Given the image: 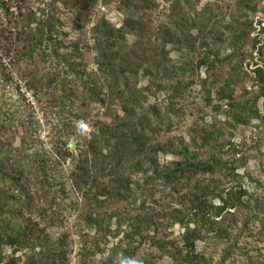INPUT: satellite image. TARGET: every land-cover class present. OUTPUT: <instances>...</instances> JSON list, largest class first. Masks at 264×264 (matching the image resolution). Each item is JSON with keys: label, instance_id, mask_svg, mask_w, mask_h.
Wrapping results in <instances>:
<instances>
[{"label": "rangeland", "instance_id": "rangeland-1", "mask_svg": "<svg viewBox=\"0 0 264 264\" xmlns=\"http://www.w3.org/2000/svg\"><path fill=\"white\" fill-rule=\"evenodd\" d=\"M69 1L24 0L19 15L16 0H12L13 6L10 7V11L14 16L7 15L3 9H0V141L5 145L3 150L7 149L10 155L13 151L7 143L13 139V147H18L24 142L22 151L18 152L20 155L18 153L13 155V159L15 165L18 162L23 166V171L26 170L25 175L30 179L32 191L38 187L39 177L35 167L30 163L40 159L41 154L50 163L51 190L56 194L58 190L61 194L59 189H62V185L65 186L67 195H57L53 205L61 223L46 227L53 238L66 237L69 249L67 263L79 264L83 247H88L91 251L88 259L93 264H100V260L108 256L109 248L115 243L129 241L131 248H136L134 252L136 257H146L151 264H178L171 256L159 250L158 246L162 242L179 246L185 227L179 223H171L168 212L173 207L179 211H183L185 207L178 203L180 193L175 192L162 180L147 186L140 179L141 174H137L133 175L132 181L140 179L138 189L124 194V199L118 198L113 202L106 200L101 205V213L117 212L120 217H128L137 206H134L133 198L138 204L148 197L144 205L148 212L147 218L152 220L141 228L139 236L129 235L126 239L122 231L117 233L115 217L110 222L111 232L107 234L85 225V222L78 218L79 211H88L89 208L82 195L83 192L73 191L75 188L69 179L73 163L68 160L57 164L53 155L58 140L53 124L59 113L58 108L52 105L54 85L47 87L46 81L53 72L60 69V66L55 65L53 54L49 55L53 42H43L31 57H20L23 43L19 33L22 24L29 20H33L31 26L36 27L38 21L46 23L47 20L52 19L53 28L64 33L58 38L68 46L67 49L61 50V53L69 54V61L84 65H77V70L80 72L84 69L85 73L91 75L88 79L90 86L97 91L101 88L100 97L105 100V104L102 105L98 101L88 99L83 84L78 81L79 78L68 75L69 84L76 89V97L67 100L65 110L73 108L81 115L80 119L69 117L76 125L69 138L70 150L77 155L79 148L91 141L90 132L77 130L78 121L89 119V123L88 121L86 123L90 131L95 130V121L98 119L114 123L113 102L120 103L122 98L119 99V94L121 92L122 96L123 91L126 100H136L135 122L138 126L145 127L150 137L158 138V141L174 139L176 142L189 144L191 149L194 148L191 144L192 138L200 142L202 136L216 137V140H211L205 146H197V150L193 149L204 159L215 153L230 162L234 161L235 153L232 149L235 147L237 149L235 159H239L237 172L241 175L244 187L254 193V197L250 199L245 212L239 211L231 219L230 239L221 240L213 237L210 240L215 234L209 232L208 236L204 234L208 243L206 240L199 241L197 248L211 258V264L219 261L225 246H230L231 249L223 264H251V262L264 264V224H262L264 202L260 212L254 206L255 198L260 202L264 201V96H259L256 109L248 123L234 125L230 116L231 103L251 99L258 91L256 90L258 87L252 85L250 77L256 64L264 67V48L261 49L264 41V0H254L259 4L255 13L247 9L248 6L245 7V0H217L220 6L219 13L217 12L219 16H213L205 23L196 25L192 23L190 17L199 15V9L205 7L207 2H215V0H145L143 2L132 0L134 6L128 10L121 4V0H104L107 11L98 15L93 9L88 21L83 19V27L80 29L77 28L75 21L78 9ZM202 15L208 17L207 12ZM127 16L133 17V21L139 23L136 26L141 28L137 35L127 33L125 36L126 44L133 45V50H137L138 60L130 67L131 71L125 73L127 74L125 78L119 79L117 86L111 91L109 84L114 85L116 79L113 78L114 81L109 79V82H106L105 75L109 76L110 69H107L105 74L99 70L94 39L91 38V26L88 23L92 18L97 20L104 17L114 27L119 28ZM249 21L252 22L250 29ZM207 23L210 30L205 32L202 28ZM161 26L169 27L171 32L175 27H181V32L191 37L192 43L180 49L171 48V44H166L164 48L169 52L162 54L158 48L160 39L157 41ZM237 32L241 34L239 40H233V44L231 41L238 34ZM203 39L210 43V49L214 52L211 54L215 61L211 72L215 75L226 74L227 67L236 64L242 55L247 57L245 62L247 65L244 64L243 71L239 72L238 76L234 77L233 83L225 87L221 93L217 92L220 85L212 84L210 80L205 86L202 85V80L207 76L205 67L199 64L201 56L207 53L199 44ZM254 43L255 48L252 47ZM48 44L50 46L46 48ZM75 44L80 46V51L73 49ZM182 69H185L184 73ZM23 70L26 72L23 73ZM28 73H34L36 76ZM213 74L211 78L216 77ZM117 111L122 117L120 108ZM220 144H224V147H219ZM173 159L172 154H158L160 165H165ZM146 167L147 165L144 166ZM207 180H210V177L199 174L197 177H192V183ZM134 186L135 183L132 184L133 188ZM34 200L37 204L38 201ZM165 210L168 211L167 215L164 214ZM254 214L255 216L257 214L259 219L255 218ZM29 215L30 213L25 211L23 217ZM32 217L38 220L34 210ZM130 223L132 222L127 218L121 228L128 229V233L132 232V227L129 229L128 226ZM158 242L160 243L157 244ZM98 247L100 249L102 247L104 251L99 252ZM11 251L9 246L2 249L0 264H7L11 259ZM24 252H16L13 257L21 259ZM38 259L37 256L35 260ZM22 261L16 264H23Z\"/></svg>", "mask_w": 264, "mask_h": 264}, {"label": "trees", "instance_id": "trees-1", "mask_svg": "<svg viewBox=\"0 0 264 264\" xmlns=\"http://www.w3.org/2000/svg\"><path fill=\"white\" fill-rule=\"evenodd\" d=\"M23 1L16 0L19 15H21V3ZM136 1L143 2L145 0ZM245 1V7L248 6L247 9L252 13L257 12L258 3L254 0ZM69 2L78 9L75 21L77 28L80 29L83 27L82 22L85 19L88 21V17L90 18L89 15L93 12L97 0H70ZM121 4L127 10L134 6L132 0H121ZM206 4L205 7L199 9V15L195 14L193 18L190 17L194 25L205 23L213 16H219L217 12L220 6L217 0ZM12 6V0H0V9H3L7 15L12 14L14 16L13 12L10 11ZM173 9H175L174 6ZM204 12H207V18L202 15ZM132 18L131 16L125 17L122 25L116 28L104 17H100L90 27L99 70L105 74L107 69H110L109 76L108 74L105 75L106 82H109V79H116L113 80L114 85L109 84L111 91L117 86L119 79L125 78L127 75L125 73L128 70L131 71L130 67L138 60L137 50H133V45H127L125 38L127 33L137 35L139 29H141L136 26L139 23L133 21ZM56 22H58V19H56ZM188 22L191 24L189 20ZM32 23L34 21L29 20L22 24L19 33L20 40L23 43L20 57H31L43 42H53L49 55L53 54L55 65L60 66V69L53 72L46 81L47 87L54 85L52 105L54 108H58L59 113L56 122L53 124V129L58 135L53 155L57 164L68 160L73 163V169L69 175L73 188L76 189H73V191L83 192L82 195L86 199L89 208L88 211H79L78 218L83 220L85 225L98 230L102 234H107L111 232L110 222L115 217L117 220L115 231L117 233L122 231L126 239L129 235L131 237L139 236L141 228L152 220V218H147L148 212L144 205L148 197L138 204L135 203L136 199L133 198L134 206H137L134 207L135 210L131 213L132 215L130 214L128 217H120L117 212L104 211L103 214L101 213V205L106 200L113 202L118 198L120 200L124 199V194L136 191L140 186V179L147 186L157 180H162L175 192L180 193L178 203L180 202L185 207L183 211L173 207L169 212L165 210L164 214L167 215L168 212L171 223H179L184 225L185 228L179 246L173 243L168 245V243L158 242L157 244L160 243L159 250L171 256L178 264H211V258L198 250L197 243L205 241L207 238L204 234L208 236L209 232L215 234L210 240L213 237L221 238V240L230 239L231 219H233L235 213L245 212L250 199L254 197V193L249 192L244 187L241 182V175L237 172L239 162V159H235L237 149L235 147L232 149L235 154H233L234 161L231 160V162L224 159L222 155H216L215 153L204 159L193 149L197 146H205L211 140H216V137L202 136L200 137V145L196 138H192L193 149L189 144L176 142L174 139L158 141V138L150 137L146 128L138 126L135 122L136 100H126L123 91V97L121 92L119 94V99L122 98L120 100L121 104L112 101L115 105L113 109L114 123H108L100 119L95 121V130L88 131L90 132L91 141L86 142L87 145L84 147H80L76 155L68 146L69 138L76 129V125L72 123L69 117L80 119L81 115L76 113L73 108L65 110L67 100H73L76 97V89L69 84L68 75L79 78L78 81L83 84L88 99L98 101L102 105L105 104V100L100 97L102 94L101 88L97 91L93 86H90L88 79L91 75L85 73L84 69L80 72L77 70V65L82 64L69 61V54L66 52L61 53V50L67 49L68 46L62 39L58 38L59 35L64 33L53 28L52 19L47 20L46 23L44 22L45 24L38 21L36 27H32ZM191 26L193 25L191 24ZM203 26L202 29L205 32L210 30L208 23ZM248 28H252L251 21L248 23ZM160 29L157 38V41L160 39L158 48L164 55L169 52L164 48L166 44H171V48L180 49L182 46L192 43L190 41L191 37L181 32L179 26L178 28L175 27L172 32L169 27L161 26ZM237 33L231 41L233 44V40H239L241 33ZM182 36L185 38H182ZM199 44L207 51L199 59V64L205 67L207 73V76L202 80V85L205 86V83L210 80L212 84L220 85L217 92L221 93L225 87L233 83L234 77L243 71L244 64L247 65L245 63L247 57L242 55L236 64L227 67L226 74L215 75L211 72L215 61L211 57L214 52L210 49V43L203 39ZM46 46V48H49L50 45ZM252 47L255 48L256 44L254 43ZM262 48H264V41L261 45ZM73 49L80 51V46L75 44ZM22 72L25 73L26 71L23 70ZM182 72L184 73L185 69H182ZM251 72L252 85L257 86L258 89L256 90L258 91L251 99L231 103L230 116L234 121V125L248 123L256 109L259 96H264V67L256 64ZM211 74L216 77L211 78ZM31 75L36 76L34 73ZM111 95H113L112 92ZM112 102L110 101V103ZM85 104L84 102L83 105L85 106ZM119 108L122 111V117L117 111ZM65 114L66 116H63ZM80 121H88L89 123L87 118ZM12 141L7 143L10 150L13 151L12 155L9 151H6L7 149L3 150L5 145L0 141V260L2 259V249L9 246L12 249V254L7 264H16L20 260H23V264H68L67 254L69 249L68 244H66V237L57 236L53 238L46 227L61 223L58 214L53 209V205L57 195H67L65 186L62 185V189H59V192H62L61 194L58 193V190L57 194L51 190L50 163L41 154L40 159L30 163L32 167H35L39 177V185L32 191L30 179L25 175L26 170L23 171V166L19 165L18 162L15 165L13 159V155L22 151L24 142L18 147H13ZM228 144L231 146L230 143ZM219 147L223 148L224 144H220ZM159 153L172 154L174 159L165 165H160ZM18 155L20 154L18 153ZM145 165H147L146 168H144ZM137 174H141V177L133 182L132 177ZM198 174L210 177V180L192 183V177H197ZM105 178L108 179L105 180ZM251 180L253 179L251 178ZM133 183H135L134 188L132 187ZM132 197L134 196L132 195ZM34 199L38 201L37 204ZM263 202L255 198L254 206L258 212L262 210L260 208ZM75 207H77L76 202ZM33 210L36 212L38 220L33 219ZM25 211L29 212L30 215L23 217ZM176 212L178 213L176 214ZM254 217L259 219L257 214L256 216L254 214ZM127 218L132 222L128 225L129 229L132 227L130 233H128V229L121 228L123 221ZM262 224L264 223L262 222ZM131 237L130 239H132ZM230 249V246L223 247L219 261L216 264H223L224 259L230 254ZM98 250L101 253L104 251L102 247L101 249L98 247ZM19 251H25L21 259L13 257ZM135 251L136 248H131V242L129 244V241L127 243H115L109 248L108 256L100 260V264H151L146 257H136ZM93 253L95 254L94 251ZM90 255V249L83 247L79 264H93L88 259ZM37 256L39 259L35 260ZM248 262L250 261L248 260Z\"/></svg>", "mask_w": 264, "mask_h": 264}, {"label": "built area", "instance_id": "built-area-1", "mask_svg": "<svg viewBox=\"0 0 264 264\" xmlns=\"http://www.w3.org/2000/svg\"><path fill=\"white\" fill-rule=\"evenodd\" d=\"M94 11H96L98 13V15H101L107 11L106 6L102 3V0H97V4L94 7ZM95 21L96 20L94 18H92V20L89 22V25L92 26ZM77 130L79 132H88L90 130V128L86 122L78 121Z\"/></svg>", "mask_w": 264, "mask_h": 264}]
</instances>
